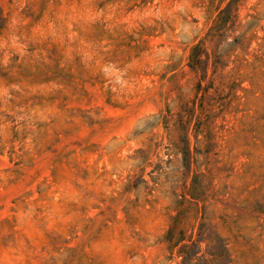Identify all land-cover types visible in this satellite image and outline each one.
Returning a JSON list of instances; mask_svg holds the SVG:
<instances>
[{"label": "rangeland", "instance_id": "374dc122", "mask_svg": "<svg viewBox=\"0 0 264 264\" xmlns=\"http://www.w3.org/2000/svg\"><path fill=\"white\" fill-rule=\"evenodd\" d=\"M0 0V264H264V0Z\"/></svg>", "mask_w": 264, "mask_h": 264}, {"label": "trees", "instance_id": "16d2710c", "mask_svg": "<svg viewBox=\"0 0 264 264\" xmlns=\"http://www.w3.org/2000/svg\"><path fill=\"white\" fill-rule=\"evenodd\" d=\"M234 0H229L227 6L231 4ZM203 230L199 228L197 232V237L192 238L189 236L186 240L187 242H182L184 240L183 234L175 242H172V229L167 231V240L170 243V248L176 249L177 255L180 257V264H221V253L216 252L215 246L210 245L201 251L200 242L206 237L202 236Z\"/></svg>", "mask_w": 264, "mask_h": 264}]
</instances>
